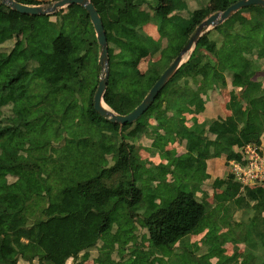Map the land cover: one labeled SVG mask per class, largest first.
Here are the masks:
<instances>
[{"label":"trees","instance_id":"16d2710c","mask_svg":"<svg viewBox=\"0 0 264 264\" xmlns=\"http://www.w3.org/2000/svg\"><path fill=\"white\" fill-rule=\"evenodd\" d=\"M18 1L25 5L47 3L45 0ZM90 1L102 20L108 43L109 78L103 106L106 109L109 107L116 114L126 115L140 104L186 45L197 26L208 16L224 11L238 0H209L217 3V7L187 9L184 18L178 17L183 12L182 6L179 7L181 0H170L168 4L161 0ZM142 6H146L148 12L140 13ZM64 10L44 16L45 21L41 22L40 16L19 14L0 3V142H3L2 145H12L6 139L1 140V136L9 130L16 133V140L20 139L15 142L16 149L6 151L3 147L0 152V181L20 172V176L15 177L23 185V193H36L35 196L42 199L47 197V192L53 191L44 179L40 188L28 184L26 168L30 167V161L18 153L24 149L31 156L30 152L39 151L43 143V140L33 139L31 134L28 135L25 128L26 123L31 120L33 110L45 103L36 98L34 93L28 95L30 89L38 88L42 93L60 96L59 102L67 115L72 113L76 116L79 108L81 118L75 122L77 124L84 122L90 126L98 120L106 121L110 129L109 136L120 135V138L116 137L118 141L105 148L99 144V148L107 154L115 151L117 159L112 161L109 168L95 171L92 176L90 167L95 164L94 155L96 148H99L98 144L93 143L92 147H88V138L82 141H85L84 147L91 151H79L78 155H73L70 163H67L66 157L71 156L70 151L79 142L74 144L71 140V146L63 144L55 153L51 152L56 154L60 164L57 161L55 164L50 158L48 162L55 167L54 180L61 186L52 193L50 199L46 198L49 201L41 210V218L37 224L29 217L23 194L15 185H0V264H67L69 260L73 264H85L84 254L92 252H98L97 258L106 264H154L153 258L158 256L173 258L172 264H212L211 260L217 257L218 252L224 251L223 246L229 241L210 228V216L214 212H224L219 217V222L227 225V222L223 223L225 217L238 211L245 214L253 211L243 238L248 248L240 261L232 254L226 259L219 258L215 264H264V202L261 200L264 188L245 190L242 193L240 185L230 174L229 165L226 178L212 183L213 188L221 190L216 195L218 204L215 207H209L198 200L196 186L191 184L190 191L183 187L189 185L183 183V177H188L200 168L197 161L221 157V150L212 148V141L220 144L225 151L228 150L227 162L237 158V152L245 144L256 142L259 145L258 140L252 137H259L264 133V8H244L205 33L197 41L188 61L165 84L149 109L137 121L122 126L110 123L93 109V97L101 67L98 64L99 46L88 15L78 5ZM242 15L243 20L240 19ZM50 16H62L61 26L67 21H74L75 24L69 31L62 29L56 35L44 39L41 34L46 32ZM150 17L158 21L159 28H163L160 39L156 42L143 32ZM41 28L44 30L41 31ZM162 39L165 45L161 47ZM8 42H13V47L6 53L2 49ZM245 42L248 45L241 51ZM24 47L37 56L30 68L18 56V52ZM156 53H159V59L155 61L152 59ZM147 58L149 64L141 72L139 64ZM190 68L195 71V75L192 73L185 77L183 72ZM51 83L59 85L60 89H48ZM228 85L241 92L250 91L245 120H242L240 107L234 112V119L226 124L230 129H240V137L217 134L210 140L205 127L206 124L212 125V122L202 125L198 132L195 127H183L184 117L177 110L188 107L201 113L204 111L203 95L227 88ZM7 108L9 115L3 112ZM174 117H177L176 122ZM148 120L155 124L149 125ZM169 123L174 129V138L179 137L183 143L184 156L178 160L173 158L174 151L165 152V138L168 135L159 134L160 129ZM147 131L156 135L150 142L154 155L159 153L162 160L165 158L174 165L171 172L178 175L177 183L167 182L166 172L160 166L157 167L158 172L154 171L148 180L142 178V182L138 183L141 177L137 173L144 163L134 156V144L141 141ZM45 132L43 130L40 134L42 138ZM23 133L31 137H26L28 143L22 144ZM71 135L75 137L72 129L66 141ZM205 139L206 142L203 143ZM232 148H236V152ZM35 156L38 162L45 159L42 155ZM188 159L192 163L190 168L187 167ZM19 161L23 164L20 169L16 166ZM33 166L41 169L37 163ZM36 176L40 177L39 171ZM204 178L205 176L200 180ZM152 179L159 182L154 184ZM162 182L169 185L180 184L181 188L176 189L171 201L156 208L154 200L160 197L156 190L160 191L157 186ZM143 206L144 210L141 209ZM119 210L122 211L123 222L115 217ZM135 217L142 220L147 232V252L136 249L135 262L127 259L106 260L115 247L125 249L121 232L131 230L125 224ZM205 229L208 240L205 254L195 257L191 249L182 255L175 253L182 240L193 234H201ZM251 237L258 244L251 241Z\"/></svg>","mask_w":264,"mask_h":264},{"label":"rangeland","instance_id":"374dc122","mask_svg":"<svg viewBox=\"0 0 264 264\" xmlns=\"http://www.w3.org/2000/svg\"><path fill=\"white\" fill-rule=\"evenodd\" d=\"M220 1L221 0H219L218 2ZM45 2L47 3H44L43 6H47L53 3L54 1L45 0ZM208 3H209L208 7H211V8L217 7V3H214L211 1H209ZM65 11L66 10H64V12ZM258 12L259 14H261L260 11ZM243 16L244 15L240 16L241 20L244 19ZM39 21L41 22L45 21L44 16H40ZM61 24H62V16H50V18L47 20L46 32L44 34H41V37L44 39H47L49 36L52 37L56 35V33L60 32L62 29L69 31L71 26H73L75 22L72 21L71 23V21H67L66 23H64V25L61 26ZM43 30L44 28H41V31ZM150 30L153 32V35L156 36L157 33L159 34L161 33L162 28L155 29V27L151 25ZM46 42L47 41H45V44ZM247 45L248 43L246 42L243 43L240 50L241 51L245 50ZM250 45L252 46L253 44L250 43ZM12 47H13V42H8L3 46L2 50L6 53H9ZM157 55L158 56L153 57L152 60H155V61L158 60L159 54ZM18 56L21 58V61L28 67L32 65V62H35V60H37V56L31 53L26 47L22 48L18 52ZM98 57H99V49H98ZM148 64H149L148 59L143 60L139 64V70L141 72H144ZM193 72L195 71L190 68L189 70H186L185 72H183V75L185 77H188V76H191ZM100 73L101 72H99L98 79H99ZM0 87H1V84H0ZM31 88H33V85H31ZM48 89L59 90L60 86L55 83H51L48 86ZM30 90L31 91L28 93V95H31V93H34L36 98L40 100H44L45 103L42 106H39L38 108H35L33 110L31 120L28 123H26L25 128L27 129V132H29L28 135L31 134L30 136H32L33 139L37 138L39 140H43V143L40 145L39 151L32 150V152H30L31 156H29L25 151H23L24 149L19 151L18 153L20 154V156L26 157V159H29L30 161L29 162L30 167L26 168L27 173L29 175L28 184H34L37 188H40L43 183L42 180L44 179L45 181H47L49 186L52 188L53 190L52 193H53V192H56L60 188L61 184L55 182L54 179L56 178V176L53 173L54 172L53 169H55V167L54 166L52 167V164L48 162V158L54 161L55 164H56V161L58 165L60 163H58L56 154H51V152L55 153V151L59 149L58 147L59 146L61 147L63 144L71 146L72 145L71 140H73L74 144L79 142L77 145L73 144L74 145L73 150L70 151L71 156L66 157L67 163H70L73 160V155H78L79 151L85 150L87 152H90L91 150H89L90 148L88 149V147H92L91 145L92 143L98 144V148H99V144L105 148L117 142L118 139L120 138V135L116 136L113 134L112 136H109L108 130L110 129L108 128L107 122L103 120H98L96 124H90V126L84 122H80L77 124L75 122H78L79 118H81V114L79 113L80 111L79 108L77 109L76 116L72 113L67 115L64 107L59 102L60 96H55L52 93H49V94L42 93L40 89L38 88L30 89ZM248 92L250 91L248 90ZM223 95H224L223 99L226 98L227 100H231L232 98L231 94L227 93L226 91L223 93ZM233 100H234V97H233ZM8 110L9 108H7V111L4 110L3 112L9 115ZM183 111L184 110L179 109L177 110V113L179 112L182 116L187 115L186 112L183 114ZM64 114L67 117L66 116L64 117ZM176 119L177 117H174V122H176ZM192 120H193V117L189 116L188 122L185 124L186 128L190 126L189 122H192ZM45 122H47L48 124L46 125ZM148 124L154 125L155 122L148 120ZM42 125H43V128H41ZM166 126L167 127L162 128L160 130L159 134L160 135L161 134H168V135L173 134L174 135V129L173 127H170L171 124L169 123ZM71 129L74 130L75 137L71 135L70 139L66 141V139L68 138V133L71 131ZM43 130L46 132L44 133L43 138H42L40 134L42 133ZM218 131H219L218 128L212 129L211 133L214 134V133H217ZM28 135H26L25 133L22 134V138H23L22 144L28 143V139L26 138ZM15 136H16V133L13 130H9L6 134L1 136L2 141L6 139L12 145H8V144L2 145L3 142H0V144L2 145L0 147V152L3 147H5L6 151H10V150L17 148L15 146V142L19 141L20 139L16 140ZM30 136H28L29 139H31ZM85 138H88L89 140L90 144L88 147H84L85 141H82V140H84ZM155 138H156V135H154L151 131H147L143 139L141 141L135 142L134 144L135 146L134 153H133L134 156L138 159V161L140 160L144 163V165H142L139 168L138 173H137L139 177H141L138 180V183L142 182V178L143 179L146 178L148 180L150 176H153L154 171H156L157 173L158 172L157 167L159 166L165 167L164 166L165 164H162V163L156 164L157 162L161 160H158L157 162L153 163V157H154L153 150L154 149L153 147L150 146V142L154 140ZM165 139L167 140L168 137ZM173 139L176 142L175 143L172 142V144L170 143L167 146V148L175 149L176 152L180 154L178 158L180 157L182 158V156H184L183 155L184 154L183 143L180 142L181 139L179 137L175 136L174 138L173 136L171 140ZM37 143H40V142H37ZM45 143H47L46 146H44ZM93 148H95V146H93ZM62 152L64 153V149H62ZM37 154L38 156L39 155L45 156L44 161L38 162V159L35 156ZM94 156H95V159H94L95 164L93 167H90L92 176L95 174V171L97 172L102 169L109 168L112 165V161L117 159V153H115V151H113L112 154H107L104 151H102L101 148L99 149L96 148V154ZM164 160L167 162V159L164 158ZM86 162L88 164V159ZM35 163H37L40 166L41 168L40 170L34 168L33 164ZM16 166L18 169H20L22 168L23 164L22 162L20 163L19 161V163ZM31 166H33V168ZM37 171H39L40 177L36 176ZM15 176H20V172H15ZM15 176H8L6 179L1 180L0 185H5V184L15 185L17 190L23 194V197H24L23 200L27 207L28 214L30 215L29 217L35 222V224H37L39 221L38 219L41 218V215H40L41 210L45 208V206L47 205V202L49 201L46 198L48 197V199H50V197L52 196V193L47 192L45 195L47 197L42 198V199L36 197L35 196L36 193L25 194L22 191L23 185L21 184V182H17V177ZM150 184H153V183H150ZM211 184L212 183H208L207 188H209L210 191H214L212 189ZM157 187H159L160 191L156 190V192L160 193V197L154 200L156 208L160 207L162 204L164 205L165 203H167V201L168 202L171 201V199L174 198L177 192L176 189L181 188V185L180 184L169 185V184H166L165 182H162ZM183 187L187 191H190L191 185H183ZM196 196L198 200L202 201L198 197L197 193H196ZM212 201H213L212 198L209 197V201L207 202L214 205ZM145 206H143L141 209L144 210ZM121 214H122V211L119 210L115 213V217L120 222L121 221L123 222L124 218H121L122 217ZM223 214L224 212H216V213L214 212V215L212 217L210 216V219H209L210 228L212 230H215L216 231L215 233L218 236L224 235L223 236L224 239L226 241H229L225 246H223L224 251L218 252L217 257L211 260L212 264H215L219 258L226 259V258H229L232 254H235L237 256L238 261H240L244 257L243 253L248 248V244L246 242H243V238L245 236L246 230H248L249 228L248 221L250 220L252 216L251 212L247 211V213L245 214L240 211V212H234L233 214L232 213L228 214L225 217V221L223 222V223L227 222V225L221 224V222H219L220 220L219 217L222 216ZM125 226L131 229V230H123L121 232V239L123 240L122 243H123V246H125V249L119 250L117 249V247H115V249H113L112 252L106 257V260L111 259V260H116V261H123L127 259L130 262H135L137 260L135 253H134L136 249L137 250L144 249L143 251L147 252L146 248L149 246V240L146 236L147 232L143 228L142 220L139 217H135L131 222H128V224H125ZM206 231L207 229H205L204 232L201 234H193L185 238L184 240H182L181 243L176 247L175 253L182 255L191 249L194 252L195 257L205 254V247L207 246V243H208V240L205 235ZM251 241L257 243V240L254 237H251ZM131 246L133 248H131ZM97 256H98V252L84 254L83 259H85V264H106L105 261H99ZM172 260L173 258L164 259L159 256L153 258L154 264H166V263L172 264L173 262ZM67 264H73L72 260H69Z\"/></svg>","mask_w":264,"mask_h":264},{"label":"crops","instance_id":"0c3cea01","mask_svg":"<svg viewBox=\"0 0 264 264\" xmlns=\"http://www.w3.org/2000/svg\"><path fill=\"white\" fill-rule=\"evenodd\" d=\"M162 1L165 4H168V2L170 0H161V2ZM172 1L175 2L176 0H172ZM208 2H209V0H181V3L183 5L179 4V7L182 6L183 12H182V14H178V17L184 18L185 14H186L185 10L188 9V11H189V9L192 10L195 8L206 7L209 4ZM139 11H140V13H144L146 11L148 12V9L146 8V6H142V7H140ZM151 25L154 26L155 29L159 28L158 27V21L155 18L150 17L149 22L143 27V32L147 36H149L153 41L156 42L160 39V35L163 32V28L161 30V33L160 34L157 33V35L155 36V35H153V32L150 30ZM160 42H161V47H162V45L164 44V39L160 40ZM157 54H159V53H156L154 55V57L158 56ZM147 59L149 60V58H147ZM202 84L203 83H201V85ZM225 91L227 93L231 94V96H232L231 100H227L226 98L223 99V97H224L223 93ZM248 94H249L248 90L241 92L240 89L231 88L229 85L227 88H224V89H220V90L216 89V90L210 91L206 96H204V95H203V97L201 96L204 100V111L203 112L196 113L194 110H192L191 108H188V107L181 109V110H184L183 114L185 112L187 113V115L183 116L184 117L183 127L186 128L185 124L188 122L189 116H191V117H193V120H192V122H189L190 126L186 129H190L192 127H195L196 132L200 131L199 129H201L202 125H204L208 122H212V125L209 124L210 127L208 124H206V127H205V129H207V133H208L207 135H209V138H211L210 140H213L214 136H216L217 134H232V135H236V136L240 137L242 135L240 129H238V128L230 129L226 124L234 119V112L237 109H239L240 107L242 108V114H241L242 120L243 121L245 120L246 114L248 111V108L246 106ZM233 97H234V100H233ZM199 98H200V96H199ZM165 127H167V126H165ZM216 128H218L219 131L217 133L212 134L211 133L212 129H216ZM170 136L172 137L173 134ZM171 137H169V135H168L167 145L165 147V150H166L165 152L174 151L175 156L173 158L174 159L176 158L178 160V156H180V154L177 153L175 149H168L167 148V146L170 143L172 144V142L173 143L176 142L174 139L171 140ZM252 138L257 139L259 142V145L264 149V133L259 137H252ZM206 139H207V136H206ZM206 139L203 141V143L206 142ZM211 146L214 149H220L221 150V152H222L221 157L211 158V159H208L206 161H202V160L197 161V163L200 165V168H197V170L194 173L190 174L188 177H183V183H186L189 185L192 184V185L196 186V188L198 190L197 195L202 200V202L209 207H215L218 204V200H216V195L220 194L221 190L215 189L212 187V189L214 191H210L209 188H207V184L213 183L215 180H223L226 178V176L228 174V162L226 160V157H227L226 153L228 150L225 151L220 144L215 143L214 141H212ZM232 150L234 152H236V148H232ZM158 160H161V161L157 162ZM163 161H164V163H163ZM154 162H157L156 164H158V163L165 164L164 166L166 168L161 167V170L166 172L165 177H166L167 182H169V183H177L178 182V175L171 172L174 165L172 166V163H170V161L166 162L165 160H162L159 153H157L153 157V163ZM191 166H192V163L188 159L187 160V167L190 168ZM204 176H205V178L200 180V178H202ZM152 181L154 182V184H157L159 182L157 179H152ZM211 186H212V184H211ZM209 197L212 198V200H213L212 203H214V205L207 202V201H209ZM261 200L264 202L263 196L261 197ZM238 212H240V211H238ZM250 212L253 216V211H250ZM262 217H264V213H262ZM200 225H202V224H200Z\"/></svg>","mask_w":264,"mask_h":264},{"label":"water","instance_id":"95a60500","mask_svg":"<svg viewBox=\"0 0 264 264\" xmlns=\"http://www.w3.org/2000/svg\"><path fill=\"white\" fill-rule=\"evenodd\" d=\"M0 3L16 13L27 16L52 15L72 5H78L86 11L99 46L98 64L101 67V73L93 97V109L97 114H99V116L107 119L110 123L117 124L119 126L131 124L137 121L149 109L165 84L174 76L180 66L188 61L197 41L205 33L221 25L235 13L244 8L249 6L264 8V0H238L228 6L224 11L216 12L208 16L197 26L186 45L180 50L170 65L163 71L140 104L130 113L126 115H119L112 111L108 106L107 109L103 107V96L107 88L109 78L108 43L102 20L90 0H57L47 6L25 5L17 0H0Z\"/></svg>","mask_w":264,"mask_h":264},{"label":"built area","instance_id":"2783aa9c","mask_svg":"<svg viewBox=\"0 0 264 264\" xmlns=\"http://www.w3.org/2000/svg\"><path fill=\"white\" fill-rule=\"evenodd\" d=\"M18 1V0H17ZM228 162L230 174L240 191L264 188V149L256 142L245 144Z\"/></svg>","mask_w":264,"mask_h":264},{"label":"bare ground","instance_id":"6f19581e","mask_svg":"<svg viewBox=\"0 0 264 264\" xmlns=\"http://www.w3.org/2000/svg\"><path fill=\"white\" fill-rule=\"evenodd\" d=\"M104 107V106H103ZM105 108V107H104Z\"/></svg>","mask_w":264,"mask_h":264}]
</instances>
